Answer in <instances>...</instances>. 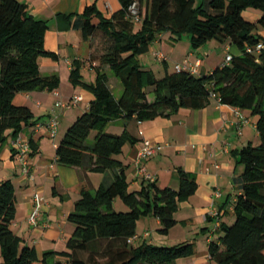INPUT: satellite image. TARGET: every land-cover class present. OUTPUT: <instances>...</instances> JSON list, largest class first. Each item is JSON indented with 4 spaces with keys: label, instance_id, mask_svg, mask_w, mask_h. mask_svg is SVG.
<instances>
[{
    "label": "trees",
    "instance_id": "obj_1",
    "mask_svg": "<svg viewBox=\"0 0 264 264\" xmlns=\"http://www.w3.org/2000/svg\"><path fill=\"white\" fill-rule=\"evenodd\" d=\"M134 2L138 5V23L126 17ZM119 3L121 8L110 18H105L95 4L87 6L72 25L83 40L98 39L101 52L96 58L100 66L108 67L119 80L122 94L114 97L108 74L100 66L95 68L93 83L83 82L79 73L81 63L75 62L70 82L90 93L93 99L67 128L55 151L59 165L95 173L112 171L113 180L96 190L86 184L79 187L73 211L67 218L74 229L66 250L46 252L42 258L12 232L15 188L9 180L1 182L0 264H49V256L66 259L54 264H175L178 259L191 257L192 244L132 245L128 239L135 236L137 221L146 216L159 219L158 232L168 234L176 224L174 213L179 205L197 190L194 178L178 168L177 190L159 188L148 181L141 190L129 192L125 166L116 156L124 145L134 144L135 139L126 130L121 135L104 130L118 118L143 122L180 109L198 110L212 97L220 104L249 111L256 117L259 142L248 143L237 153L243 172L241 193L232 203L234 220L231 224L220 223L218 240L209 244L208 252L218 264H264V52L246 51L262 40L257 29L264 30V0H119ZM247 10L258 12L256 23L243 17ZM47 29V23L36 19L26 4L0 0V144L8 137L13 141L23 134L31 150L37 148L32 133L25 131L30 127L34 132V125L39 122H33L30 109L16 105L14 99L19 93L53 92L59 88L57 75L42 76L39 71L40 57L55 58L44 49ZM166 32L178 39L188 36L194 50L216 41L234 46L239 55H232L230 63L223 61L209 74L165 71L157 78L140 65L138 57L146 54L151 44ZM93 131L96 136L90 142L88 138ZM116 199L128 211H115ZM108 239L123 244L88 261L76 256L91 242Z\"/></svg>",
    "mask_w": 264,
    "mask_h": 264
},
{
    "label": "crops",
    "instance_id": "obj_2",
    "mask_svg": "<svg viewBox=\"0 0 264 264\" xmlns=\"http://www.w3.org/2000/svg\"><path fill=\"white\" fill-rule=\"evenodd\" d=\"M19 1L28 6L36 19L47 23L44 49L54 54L55 58L40 57L39 71L42 76L57 75L60 85L53 92L42 90L19 93L15 96L14 103L29 108L33 114V122L46 123L54 114H58L59 125L54 139L49 137L45 128L36 133L32 132L30 127L26 129L25 132L32 133L31 137L37 144L36 150L32 149L29 155L32 178L22 175L20 166L14 159L12 138L8 137L0 144V183L9 180L15 188L16 213L11 224L12 232L25 245L33 247L42 258L46 252L66 250V242L74 229L67 218L73 211L79 187L86 184L96 190L100 185H106L113 180L112 171L95 173L79 167L59 165L55 151L67 128L88 109L93 99L90 93L70 82L73 64L81 63L79 73L85 83L95 81V68L100 66L99 59L96 58L101 52L98 39L94 37L83 40L80 31L74 29L73 21L85 7L92 4H95L105 18H110L121 6L119 0ZM73 14L75 15L68 17ZM243 17L251 23H256L259 14L254 10H247L243 12ZM257 34L264 41L262 28L257 29ZM228 52L231 55H239L234 46L216 41H209L194 50L188 36L184 35L178 39L166 32L161 34L151 44L149 51L139 56L138 60L144 69L152 71L154 75V70L163 71V75L165 71L173 73L175 64H181L186 59L192 65L199 60V73L209 74L223 63L224 58L218 62L213 60V63L209 64L208 59L215 58L217 53L226 55ZM100 67L108 74V84L114 97L119 98L123 91L121 83L111 75L108 67ZM74 96L82 97L77 106L63 112L55 107L56 101L67 102ZM239 112L247 119L246 124L242 123L236 108L220 104L212 97L205 107L198 110L180 109L168 116L143 122L135 118H118L106 126V133L121 135L126 130L135 139L134 144L124 145L122 152L116 156L125 166L129 192L141 190L142 184L148 181L154 182L159 188L177 190L178 168L190 174L197 183L195 193L181 202L174 213L176 224L168 234L162 235L158 232L161 227L159 219L152 216L142 217L137 221L136 240L132 245L142 242L155 246L192 244L194 254L178 259L175 264H218L211 259L208 252L209 244L217 241L219 237V230L213 231L215 220L209 217V212L214 210L220 213V223L233 222L232 203L241 193L243 172L237 153L248 143L257 145L259 142L257 118L249 111ZM95 136L96 131H93L88 141L93 142ZM143 139L161 145L162 150L158 155L137 163V154ZM146 175L151 180H148ZM217 190L220 196L215 198L214 192ZM34 194H38L42 199L36 226L28 221L34 206ZM113 209L119 212L128 211L118 199L114 201ZM122 244L120 240H97L91 242L85 250L76 253V256L88 261L103 251L119 248ZM65 261L66 259L60 256L48 257L49 264Z\"/></svg>",
    "mask_w": 264,
    "mask_h": 264
},
{
    "label": "built area",
    "instance_id": "obj_3",
    "mask_svg": "<svg viewBox=\"0 0 264 264\" xmlns=\"http://www.w3.org/2000/svg\"><path fill=\"white\" fill-rule=\"evenodd\" d=\"M126 17L134 23L139 22L138 5L136 2H134L128 8ZM246 51L248 53H257V54L264 52V41L261 40L256 45L248 47ZM158 57L163 59L161 55H158ZM231 59H232V55L231 53L228 52L224 57V64L230 63ZM199 64H200L199 60L196 61L194 65H192L188 61V59H186L181 64H175L174 71L175 72L186 71L191 74H197L199 72L198 71ZM56 96H58V94H56ZM81 101H82L81 96H74L67 102H62L60 100L56 101L55 107L63 112L65 110H69L77 106L78 103ZM237 115L242 120V123L244 124L247 123V119L243 117V115L240 114L238 109H237ZM58 125H59L58 114H54L53 117L46 124H42V123L35 124L33 130L34 132H38L40 129L45 128L49 137L51 139H54L58 133ZM11 143H12V147L14 150V159L19 164L22 175L26 178H32V173L30 172V169H29V155L31 152V148L28 144L27 138L23 134H19ZM161 150H162L161 145L154 144L147 139H143L142 147L139 149L138 154H137V163L148 160L158 155L161 152ZM140 171L142 170L140 169ZM146 178L148 180H151L150 177L147 175H146ZM219 196H220V192L218 190L215 191L214 197L218 198ZM33 202H34V206L32 208L28 221L33 226H36L38 218L40 216V211L42 207V199L40 198V196H38V194H34ZM219 216H220V213L214 210H211L209 212V217L215 220L213 231L217 230L220 225ZM134 240H136V236L129 238L128 243L129 244L133 243Z\"/></svg>",
    "mask_w": 264,
    "mask_h": 264
},
{
    "label": "rangeland",
    "instance_id": "obj_4",
    "mask_svg": "<svg viewBox=\"0 0 264 264\" xmlns=\"http://www.w3.org/2000/svg\"><path fill=\"white\" fill-rule=\"evenodd\" d=\"M233 50H235V49H233ZM222 57V58H221ZM225 57V53H217L216 54V57L215 58H209L208 59V64H209V62L210 63H213V60H214V62H218L220 59L222 60L223 58ZM207 62V61H206ZM205 62V63H206ZM157 65H159V68L161 69V67H160V64L159 63H157ZM155 71V75H156V77L157 78H160V77H162L163 76V71H158V70H154ZM119 200V199H118ZM1 261V260H0Z\"/></svg>",
    "mask_w": 264,
    "mask_h": 264
}]
</instances>
